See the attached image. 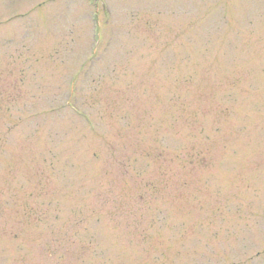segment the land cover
Returning a JSON list of instances; mask_svg holds the SVG:
<instances>
[{"label": "rangeland", "instance_id": "obj_1", "mask_svg": "<svg viewBox=\"0 0 264 264\" xmlns=\"http://www.w3.org/2000/svg\"><path fill=\"white\" fill-rule=\"evenodd\" d=\"M0 264H264V0H0Z\"/></svg>", "mask_w": 264, "mask_h": 264}]
</instances>
